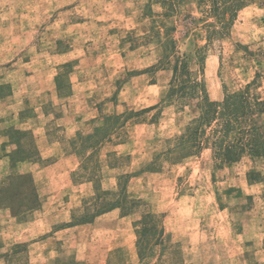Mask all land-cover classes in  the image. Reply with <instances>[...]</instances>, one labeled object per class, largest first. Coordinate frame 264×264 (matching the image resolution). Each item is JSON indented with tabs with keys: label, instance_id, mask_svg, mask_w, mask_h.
<instances>
[{
	"label": "rangeland",
	"instance_id": "374dc122",
	"mask_svg": "<svg viewBox=\"0 0 264 264\" xmlns=\"http://www.w3.org/2000/svg\"><path fill=\"white\" fill-rule=\"evenodd\" d=\"M240 1L0 0L2 198L46 220L1 264H264V157L224 163L203 115L264 103V0Z\"/></svg>",
	"mask_w": 264,
	"mask_h": 264
},
{
	"label": "trees",
	"instance_id": "16d2710c",
	"mask_svg": "<svg viewBox=\"0 0 264 264\" xmlns=\"http://www.w3.org/2000/svg\"><path fill=\"white\" fill-rule=\"evenodd\" d=\"M223 7L229 6L230 8L237 9L244 6V1L240 0H221ZM214 10L219 8L214 6ZM207 111L203 115L207 117L210 113L216 115L217 113V143L220 156L223 157L224 163H234L240 160L243 154H251L256 157H264V132L258 131V126L253 118L255 114H262L264 109L261 107L263 102L248 101L245 92L228 95L221 103H205ZM256 105L253 107V105ZM203 118V116H202ZM246 123L249 129H244L242 123ZM264 129V126H263ZM235 132V137L232 140H227L231 134ZM15 181L28 182L29 192L31 197L22 206L27 211H32L38 207V196L35 192L34 185L28 176H15L10 179L12 185ZM8 187L0 188V207H7L13 215V202L11 198H2V193Z\"/></svg>",
	"mask_w": 264,
	"mask_h": 264
},
{
	"label": "crops",
	"instance_id": "0c3cea01",
	"mask_svg": "<svg viewBox=\"0 0 264 264\" xmlns=\"http://www.w3.org/2000/svg\"><path fill=\"white\" fill-rule=\"evenodd\" d=\"M52 166V165H50ZM247 179L250 180L249 175H247ZM254 181H247V184L249 186L253 185ZM34 187L36 190V194L39 198V200L41 201V204H39L38 210L37 212H42L43 209H45V204L43 203L44 198H46L47 192L44 191V188L41 186V184L38 181H34ZM40 216V215H39ZM46 222L45 219H40V217L38 219H35L34 221H18L15 217H13V214L11 213V211L4 207L1 206L0 207V235H3V237L1 238L3 241V244L5 241H7L6 243V248L14 245V244H20V243H25L27 241H29V236H30V229H32L31 227H34V225H44L43 222ZM84 226V225H83ZM78 225H72L70 223H68L67 227L64 229L65 231H69L72 228H77ZM14 230H17L16 232H14ZM21 230V234L19 233V231ZM63 231V230H61ZM59 231V232H61ZM46 233V232H43ZM19 235V237L17 238V236L14 235ZM45 235V241L50 238L48 236ZM5 237V238H4ZM16 237V238H14ZM31 237V236H30ZM47 237V239H46ZM14 238V239H13ZM6 239V240H5ZM44 241V242H45ZM44 248V247H42ZM41 248V249H42ZM4 249V247H2V245H0V264L1 262H5L3 258H6L7 256V249L5 250L6 252H2ZM5 253V254H4ZM47 261V255L45 254L44 250L42 249L41 252L37 253L36 257L34 258V262L37 264H46ZM4 264V263H3ZM30 264V263H29Z\"/></svg>",
	"mask_w": 264,
	"mask_h": 264
}]
</instances>
